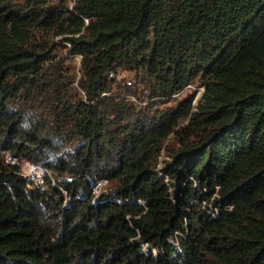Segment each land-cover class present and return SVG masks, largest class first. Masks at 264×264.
I'll list each match as a JSON object with an SVG mask.
<instances>
[{
    "label": "trees",
    "instance_id": "1",
    "mask_svg": "<svg viewBox=\"0 0 264 264\" xmlns=\"http://www.w3.org/2000/svg\"><path fill=\"white\" fill-rule=\"evenodd\" d=\"M0 264H264V0H0Z\"/></svg>",
    "mask_w": 264,
    "mask_h": 264
},
{
    "label": "rangeland",
    "instance_id": "2",
    "mask_svg": "<svg viewBox=\"0 0 264 264\" xmlns=\"http://www.w3.org/2000/svg\"><path fill=\"white\" fill-rule=\"evenodd\" d=\"M75 61L77 62V59L74 58V63ZM76 64V69L78 66V62L75 63ZM71 67H73V61H70ZM124 77L127 78L126 82L129 80H132V85L134 84V89H133V93H135L134 96L128 95L127 99H131L132 100V104L134 105V109L135 110H142L143 113H151L152 111H162V110H166L167 107H170L172 105H175L176 103L179 102V100H182L190 95L194 96V104L196 103V100L199 98L200 96V88L197 87L196 84H192V85H188L186 86L183 90H181L178 93L173 94L171 97L166 98L164 96H156V97H152L151 92L147 90V87L145 86L144 82H136L134 81V77L131 73H129L128 71H119L118 72V76L117 79L121 80ZM132 78V79H129ZM186 121H181L179 122L180 125H183ZM45 175H49L50 176V171L48 172H44ZM52 178V176H51ZM53 179V178H52ZM53 181H55V179H53ZM103 185V183L96 185L95 187H97V190L99 189V187L101 188ZM97 190H95L94 192L96 193Z\"/></svg>",
    "mask_w": 264,
    "mask_h": 264
},
{
    "label": "built area",
    "instance_id": "3",
    "mask_svg": "<svg viewBox=\"0 0 264 264\" xmlns=\"http://www.w3.org/2000/svg\"><path fill=\"white\" fill-rule=\"evenodd\" d=\"M4 154H5L6 162H8L10 164H16L17 163L15 161V159H12L9 157L8 153H4ZM19 167H20L21 175L23 177L28 178L29 180H32V181L38 180L42 175H44V172H46L41 167L34 165V164H31L28 161H24L22 163H19ZM93 191H95V190H93ZM209 212L212 216H215V214L217 213V208L210 206ZM153 252L156 253V250H153Z\"/></svg>",
    "mask_w": 264,
    "mask_h": 264
},
{
    "label": "clouds",
    "instance_id": "4",
    "mask_svg": "<svg viewBox=\"0 0 264 264\" xmlns=\"http://www.w3.org/2000/svg\"><path fill=\"white\" fill-rule=\"evenodd\" d=\"M199 88H200V91H201V92H200V95H201V93H202L203 89H202L201 87H199ZM98 184H101V183H98ZM98 184H97V185H98ZM93 190H97V187H94V189H93ZM94 193H95V192H94ZM144 250H145V248H144ZM154 250H155V249H154ZM152 251H153V250H152ZM153 253H154V252H153Z\"/></svg>",
    "mask_w": 264,
    "mask_h": 264
}]
</instances>
